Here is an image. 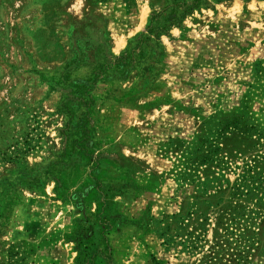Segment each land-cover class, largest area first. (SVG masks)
I'll list each match as a JSON object with an SVG mask.
<instances>
[{"label":"rangeland","instance_id":"obj_1","mask_svg":"<svg viewBox=\"0 0 264 264\" xmlns=\"http://www.w3.org/2000/svg\"><path fill=\"white\" fill-rule=\"evenodd\" d=\"M191 1L0 0V264H264V0Z\"/></svg>","mask_w":264,"mask_h":264},{"label":"trees","instance_id":"obj_2","mask_svg":"<svg viewBox=\"0 0 264 264\" xmlns=\"http://www.w3.org/2000/svg\"><path fill=\"white\" fill-rule=\"evenodd\" d=\"M200 0H192L191 2V5H187V3H185V2H182L181 3V6H183V7H185V9H183V11H182V17H184L185 15H187L188 14V12L189 11H191V10H193L194 9V7L195 6H197L198 5V2H199ZM177 6L178 5H174V8H173V10H172V12H171V14H169V16H168V18L170 19V21H169V25H174L176 22H178V21H180L181 20V18L182 17H179L180 15H177V13L175 14L174 13V11H175V9L177 8ZM181 8V7H180ZM156 17H159L158 15L157 16H155V18ZM150 31H152L153 32V30L151 29ZM103 205H104V203H103ZM106 208L104 207L103 209H102V212L99 214V218L98 219H100V218H102L103 220H104V216L105 215H107L106 213H104V210H105ZM101 225H103V223H101ZM108 226H110V223H108V222H105L104 221V227H105V230L104 231H102L103 233H105L106 231H107V229H108ZM103 236V235H102ZM104 240H107L106 238H105V236H104ZM87 250H89V248H87ZM109 247H107V251H96L93 255H92V257H91V259H90V264H95V260H96V258H102V259H108V260H110L111 259V256L109 255Z\"/></svg>","mask_w":264,"mask_h":264}]
</instances>
